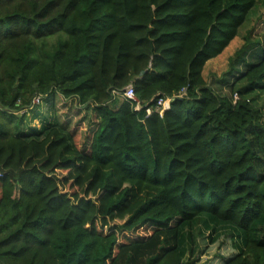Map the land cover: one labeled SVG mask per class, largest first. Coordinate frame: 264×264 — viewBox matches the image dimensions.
Returning <instances> with one entry per match:
<instances>
[{
    "label": "trees",
    "instance_id": "1",
    "mask_svg": "<svg viewBox=\"0 0 264 264\" xmlns=\"http://www.w3.org/2000/svg\"><path fill=\"white\" fill-rule=\"evenodd\" d=\"M257 2L0 0V264H197L201 214L245 233L222 264H264V44L203 75Z\"/></svg>",
    "mask_w": 264,
    "mask_h": 264
},
{
    "label": "rangeland",
    "instance_id": "2",
    "mask_svg": "<svg viewBox=\"0 0 264 264\" xmlns=\"http://www.w3.org/2000/svg\"><path fill=\"white\" fill-rule=\"evenodd\" d=\"M264 0H258L255 7L248 13L243 25L240 27L237 36L229 45L215 58L209 59L205 65L203 75L212 87L218 92L222 89L214 82L229 67L230 60L235 56L236 51L243 46L248 37L257 38L258 44H264ZM255 46V44H253ZM224 90L226 88L224 87ZM228 89L225 91L227 92ZM251 98L255 105L261 107L264 112V91H254L244 95ZM42 116L50 115L49 111L40 108ZM33 112L26 116L25 123L28 126L38 127V119H33ZM84 127H80L75 140L78 144L82 141ZM245 243L244 231L237 229L229 222H221L215 218L201 214L198 218L185 222L180 227L179 252L182 260L193 258L197 264H222L223 257L231 255L242 249Z\"/></svg>",
    "mask_w": 264,
    "mask_h": 264
},
{
    "label": "built area",
    "instance_id": "3",
    "mask_svg": "<svg viewBox=\"0 0 264 264\" xmlns=\"http://www.w3.org/2000/svg\"><path fill=\"white\" fill-rule=\"evenodd\" d=\"M122 97L125 99H130L132 101H136L135 92L133 90V87L131 85H128L121 93ZM236 94L234 95V98H236ZM34 102H39V98H35ZM169 99L168 98H158L156 101L155 109L159 110L160 112H163L166 107H168ZM137 108V105H136ZM150 109H147L149 111Z\"/></svg>",
    "mask_w": 264,
    "mask_h": 264
},
{
    "label": "water",
    "instance_id": "4",
    "mask_svg": "<svg viewBox=\"0 0 264 264\" xmlns=\"http://www.w3.org/2000/svg\"><path fill=\"white\" fill-rule=\"evenodd\" d=\"M143 73V72H142Z\"/></svg>",
    "mask_w": 264,
    "mask_h": 264
}]
</instances>
